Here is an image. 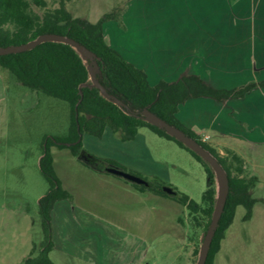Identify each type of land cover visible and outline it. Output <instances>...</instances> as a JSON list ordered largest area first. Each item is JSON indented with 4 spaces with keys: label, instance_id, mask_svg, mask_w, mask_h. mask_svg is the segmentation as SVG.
Here are the masks:
<instances>
[{
    "label": "crops",
    "instance_id": "1",
    "mask_svg": "<svg viewBox=\"0 0 264 264\" xmlns=\"http://www.w3.org/2000/svg\"><path fill=\"white\" fill-rule=\"evenodd\" d=\"M107 28L106 42L142 69L152 86L185 74L227 90L264 79V0H132L122 13L121 26L109 21ZM43 98L36 94L39 104ZM176 117L218 152L227 149L242 158L241 152L264 144V89L255 87L242 98L222 102L191 98L179 106ZM153 135L157 136L140 128L133 140L122 142L106 128L101 138L84 135L82 140L84 149L96 157L169 183L163 163L148 145ZM91 143L101 147L93 149ZM53 167L70 197L57 201L51 211L54 247L50 253L59 250L91 264H108L109 248L113 256L143 262L145 240L131 238L122 224L108 218V212L119 207L114 205L116 199L119 203L124 196L144 197L145 191L76 157L64 163L53 160ZM110 198L114 200L108 203ZM117 261L112 264H122Z\"/></svg>",
    "mask_w": 264,
    "mask_h": 264
},
{
    "label": "trees",
    "instance_id": "2",
    "mask_svg": "<svg viewBox=\"0 0 264 264\" xmlns=\"http://www.w3.org/2000/svg\"><path fill=\"white\" fill-rule=\"evenodd\" d=\"M32 5L41 9L42 13L35 12ZM121 18L122 13L118 9H112L98 20L90 21L72 16L63 2L57 8L47 9L46 0H0V47L21 45L42 34H58L75 40L94 53L98 65L96 77L109 94L121 100L132 112L148 109L192 137L218 160L226 171L229 193L205 262L215 264L216 254L220 250L227 229L233 222L236 208L238 206L244 208V221L252 216L257 200L252 197L251 190L255 187L257 179L244 175L243 159L238 154L227 150L221 155L200 134L183 125L176 114L179 106L191 98L208 97L219 102L242 98L252 88L264 89V79L227 90L214 89L197 75L185 74L176 81L161 80L152 86L148 82L147 74L124 59L104 38L103 24L115 21L121 26ZM0 67L9 71L18 83L30 91L64 101L69 112L66 134L61 137H45L43 140L39 168L49 185L38 202L43 239L37 252L34 253L33 248L22 264H55L49 257L54 247L51 211L57 201L68 199L70 193L62 187L56 176L51 147L68 149L76 158L81 154L87 156L97 162L98 170L104 171L106 166L112 165L130 172L149 183L147 187L131 183L136 189L168 197L162 191V187L170 185L163 180L157 177L148 179L127 170L115 161L99 159L84 149L83 135L101 138L106 128L117 133L122 142L133 140L140 128H147L157 136L174 142L204 167L209 186L202 194L201 203H196L176 189L177 195L173 198L181 206L186 207L194 226L201 227L202 233L205 234L216 197L215 177L210 166L165 131L138 116L127 114L103 98L98 89L91 85L85 61L70 45L44 42L24 52L1 55ZM194 252L197 254L198 248H195Z\"/></svg>",
    "mask_w": 264,
    "mask_h": 264
},
{
    "label": "rangeland",
    "instance_id": "3",
    "mask_svg": "<svg viewBox=\"0 0 264 264\" xmlns=\"http://www.w3.org/2000/svg\"><path fill=\"white\" fill-rule=\"evenodd\" d=\"M46 1L47 9L57 8L63 2L72 16L96 21L112 9L123 13L132 0ZM32 9L42 13L34 5ZM107 27L108 22L103 24V32L108 31ZM0 78V264H22L33 248L34 253L37 252L43 239L38 202L49 188L39 168L43 140L66 134L69 112L64 101L44 95L45 100L39 104L38 93L18 83L1 67ZM148 145L166 169L167 184L200 204L202 194L209 186L204 167L187 151L158 136L153 135ZM91 146L93 149L101 147L96 143ZM251 149L240 154L244 175L257 179L251 190L257 202L251 218L246 221L243 220L244 208H236L215 264H264V144ZM50 150L55 163L75 159L67 149L51 147ZM226 151L217 152L222 155ZM215 186L217 188L216 181ZM150 193L145 191L144 197L143 194L124 196L119 203L116 199L114 205L119 204V207L113 213L108 212V218L122 224L131 238L140 236L145 240L143 262H128L124 255H116V258L108 248V264L115 263V259H120L117 262L122 264H196L198 252L196 254L194 250H199L201 245L202 228L194 226L186 207L175 198L161 196L164 198L156 199ZM111 200L114 199L110 198L108 203ZM49 257L55 264H91L59 250L50 253Z\"/></svg>",
    "mask_w": 264,
    "mask_h": 264
},
{
    "label": "water",
    "instance_id": "4",
    "mask_svg": "<svg viewBox=\"0 0 264 264\" xmlns=\"http://www.w3.org/2000/svg\"><path fill=\"white\" fill-rule=\"evenodd\" d=\"M44 42H60L70 45L85 61V65L89 74L91 85L96 89H98L100 95L103 98H105L108 101H111L113 104L124 110L127 114L138 116L147 123L165 131L169 136L174 137L177 141H179L188 149H190L192 152L197 154L210 166L211 170L214 173V177L217 185L215 204H214L210 224L203 236L201 245L199 246L198 259L196 262V264H205L214 233L217 229L218 222L221 217L229 193L228 177L222 165L218 162V160L214 156L211 155V153L208 150L204 149L196 140L186 135L179 128L170 125L169 123L162 120L161 118H159L157 115H155L146 108H144L140 112H132L121 100L109 94L106 91V89L100 84V82L96 77L98 65L94 53H92L85 46L79 44L78 42H76L75 40L69 37L58 34H42L39 35L36 39L21 45L0 47V56L11 53L24 52ZM78 159L88 165L97 167V162H95L94 160H92L87 156L81 154L78 156ZM104 171L112 175L121 177L130 183H135L137 185H143L146 187L149 185L148 181H146L145 179L112 165L106 166L104 168ZM162 191L171 197L177 195L176 190L171 186H163Z\"/></svg>",
    "mask_w": 264,
    "mask_h": 264
}]
</instances>
